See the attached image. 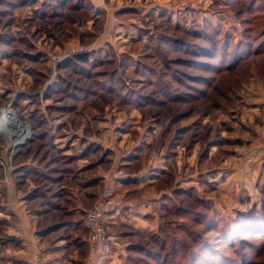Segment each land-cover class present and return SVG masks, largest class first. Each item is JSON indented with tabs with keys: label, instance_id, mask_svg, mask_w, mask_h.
<instances>
[{
	"label": "rangeland",
	"instance_id": "1",
	"mask_svg": "<svg viewBox=\"0 0 264 264\" xmlns=\"http://www.w3.org/2000/svg\"><path fill=\"white\" fill-rule=\"evenodd\" d=\"M1 110L0 264H264V0H0Z\"/></svg>",
	"mask_w": 264,
	"mask_h": 264
},
{
	"label": "built area",
	"instance_id": "2",
	"mask_svg": "<svg viewBox=\"0 0 264 264\" xmlns=\"http://www.w3.org/2000/svg\"><path fill=\"white\" fill-rule=\"evenodd\" d=\"M112 193L111 187L107 194ZM108 201L98 199L86 211L85 225L89 230L88 242L92 249H96L106 237V228L104 218L108 211ZM95 253H91L90 257H94ZM28 264H48L46 259L39 252H33L28 257Z\"/></svg>",
	"mask_w": 264,
	"mask_h": 264
},
{
	"label": "crops",
	"instance_id": "3",
	"mask_svg": "<svg viewBox=\"0 0 264 264\" xmlns=\"http://www.w3.org/2000/svg\"><path fill=\"white\" fill-rule=\"evenodd\" d=\"M115 222H116V220L111 219V217H109V219H107V221H106L107 226H113V224ZM26 226H28V225H26ZM117 236H118L117 234L112 233L110 240L107 241V243L104 244L102 247L105 254H106V259L108 260L107 264H115L117 261L119 262L120 257L121 258L125 257V251H126L127 243L124 241L125 240L124 238L122 240H120L117 238ZM87 240H88V237H87ZM62 249H63V247H60V249L51 250L49 252V254H54L57 256L56 260L51 259L50 264H64V262L66 261L68 256H66L65 253H62L63 252V251H61ZM113 253H115V257L113 256ZM117 254H119L121 256L119 258H117ZM72 262H73V264H82L77 259H73ZM97 264H100V263H97Z\"/></svg>",
	"mask_w": 264,
	"mask_h": 264
},
{
	"label": "bare ground",
	"instance_id": "4",
	"mask_svg": "<svg viewBox=\"0 0 264 264\" xmlns=\"http://www.w3.org/2000/svg\"><path fill=\"white\" fill-rule=\"evenodd\" d=\"M0 131L10 139L18 140L25 137L29 128L25 124L19 123L12 111H0Z\"/></svg>",
	"mask_w": 264,
	"mask_h": 264
},
{
	"label": "trees",
	"instance_id": "5",
	"mask_svg": "<svg viewBox=\"0 0 264 264\" xmlns=\"http://www.w3.org/2000/svg\"><path fill=\"white\" fill-rule=\"evenodd\" d=\"M80 58L83 59V60H87L88 57L85 56V55H82V56L80 55Z\"/></svg>",
	"mask_w": 264,
	"mask_h": 264
}]
</instances>
